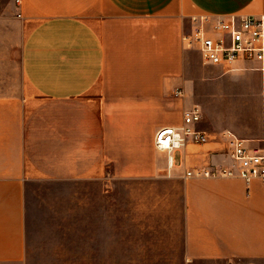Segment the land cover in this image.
<instances>
[{"label":"crops","instance_id":"0c3cea01","mask_svg":"<svg viewBox=\"0 0 264 264\" xmlns=\"http://www.w3.org/2000/svg\"><path fill=\"white\" fill-rule=\"evenodd\" d=\"M228 13H264V0H12L0 10V263L26 256L32 183L88 180L104 191L119 177L183 184L189 258L264 264V179L186 175L236 166L227 133L264 146L260 63L200 56L204 72L191 77L182 33L193 17ZM194 106L197 127L217 139L187 142L169 161L155 132Z\"/></svg>","mask_w":264,"mask_h":264},{"label":"rangeland","instance_id":"374dc122","mask_svg":"<svg viewBox=\"0 0 264 264\" xmlns=\"http://www.w3.org/2000/svg\"><path fill=\"white\" fill-rule=\"evenodd\" d=\"M12 0H0L4 10ZM191 77L200 54L190 49ZM258 107L259 98H255ZM264 107V97L262 98ZM0 264H254L240 257L189 258L183 184L163 178L38 181L27 199L26 256Z\"/></svg>","mask_w":264,"mask_h":264},{"label":"built area","instance_id":"2783aa9c","mask_svg":"<svg viewBox=\"0 0 264 264\" xmlns=\"http://www.w3.org/2000/svg\"><path fill=\"white\" fill-rule=\"evenodd\" d=\"M194 25L182 33L186 48L199 52L204 64L235 68L240 60L258 62L264 68V13H228L217 17L200 15L192 18ZM196 21V23H195ZM175 95H182L183 89L176 88ZM201 112L197 106L183 110L180 126L160 127L154 136L157 148L169 154L180 150L187 142L206 143L215 136L197 127ZM227 151L235 161L232 166H218L203 163L189 168L188 176L234 175L249 180L253 177L264 179V146L248 147L244 139L227 133Z\"/></svg>","mask_w":264,"mask_h":264}]
</instances>
